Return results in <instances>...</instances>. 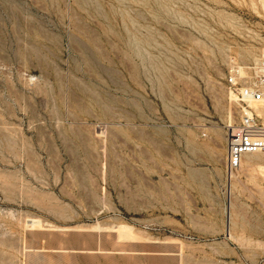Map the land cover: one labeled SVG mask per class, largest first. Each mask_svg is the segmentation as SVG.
<instances>
[{"label": "rangeland", "instance_id": "374dc122", "mask_svg": "<svg viewBox=\"0 0 264 264\" xmlns=\"http://www.w3.org/2000/svg\"><path fill=\"white\" fill-rule=\"evenodd\" d=\"M263 53L264 0H0V264H264Z\"/></svg>", "mask_w": 264, "mask_h": 264}, {"label": "built area", "instance_id": "2783aa9c", "mask_svg": "<svg viewBox=\"0 0 264 264\" xmlns=\"http://www.w3.org/2000/svg\"><path fill=\"white\" fill-rule=\"evenodd\" d=\"M246 74L230 72L226 85L239 108L237 118L224 134L223 165L230 175L244 155L264 153V53L245 67Z\"/></svg>", "mask_w": 264, "mask_h": 264}, {"label": "bare ground", "instance_id": "6f19581e", "mask_svg": "<svg viewBox=\"0 0 264 264\" xmlns=\"http://www.w3.org/2000/svg\"><path fill=\"white\" fill-rule=\"evenodd\" d=\"M238 71V70H237ZM243 75V74H242ZM241 76V75H240ZM255 155V154H254ZM247 155H244L243 157H242V159H244L245 157H246ZM240 168V167H239ZM234 177H235V175L232 173L231 175H230V177H229V180L231 181V180H233L234 179ZM228 181V180H227ZM228 184V183H227ZM101 249V248H100ZM93 261H94V259H93Z\"/></svg>", "mask_w": 264, "mask_h": 264}, {"label": "water", "instance_id": "95a60500", "mask_svg": "<svg viewBox=\"0 0 264 264\" xmlns=\"http://www.w3.org/2000/svg\"><path fill=\"white\" fill-rule=\"evenodd\" d=\"M76 234H78V232L69 231V232L67 233V235H69V236H74V235H76Z\"/></svg>", "mask_w": 264, "mask_h": 264}]
</instances>
